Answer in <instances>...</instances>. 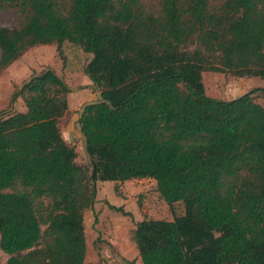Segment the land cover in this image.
<instances>
[{"label":"trees","instance_id":"16d2710c","mask_svg":"<svg viewBox=\"0 0 264 264\" xmlns=\"http://www.w3.org/2000/svg\"><path fill=\"white\" fill-rule=\"evenodd\" d=\"M152 1L0 0L22 16L0 26V72L38 45L65 61L70 42L92 55L84 72L100 90L80 118L90 167L60 130L72 88L56 69L0 110L6 264H83L97 182L144 178L185 211L137 223L143 264H264V88L220 99L203 78L264 79V0ZM20 97L26 111H12Z\"/></svg>","mask_w":264,"mask_h":264},{"label":"rangeland","instance_id":"374dc122","mask_svg":"<svg viewBox=\"0 0 264 264\" xmlns=\"http://www.w3.org/2000/svg\"><path fill=\"white\" fill-rule=\"evenodd\" d=\"M210 1L213 4L221 2ZM158 3L159 0L152 1L155 7ZM21 21L22 16L18 11L0 7V26H17ZM63 48L65 61L59 56L56 44L38 45L3 69L0 72V110L9 109L13 93L33 73L48 67L57 70L71 86L73 94L86 87L90 78L85 74L84 67L92 55L70 42H65ZM203 78L207 94L220 99H233L252 89L264 88V79L260 77H236L205 71ZM255 95L256 101L264 105V94L257 92ZM12 111H26L21 97L14 103ZM79 117L80 110L74 109L69 116L61 119L59 127L64 139L76 148L78 163L90 167L91 159L85 150ZM97 190V202L85 214L87 256L83 264H143L133 238L137 223L145 218L173 220L185 211L182 202L175 203L172 209L161 196L156 180L151 178L125 182L98 181ZM8 258L9 255L0 247V264H6Z\"/></svg>","mask_w":264,"mask_h":264},{"label":"crops","instance_id":"0c3cea01","mask_svg":"<svg viewBox=\"0 0 264 264\" xmlns=\"http://www.w3.org/2000/svg\"><path fill=\"white\" fill-rule=\"evenodd\" d=\"M73 91V90H72ZM79 93L78 95H75ZM74 95L73 100H71V97ZM70 100H69V109L66 112V115L64 116V119L66 118V116L74 110H80V117H79V124H80V118H81V111L84 107L85 104L90 103V102H94L97 99H100V90H98L92 80H88L86 83V87H84L83 89H79L76 93L73 94V92L70 93ZM63 120V118H61ZM61 119L58 121V124L60 123ZM67 142V141H66ZM68 144H71V142H67ZM136 180V179H133ZM87 212V211H86ZM85 212V214H86ZM85 226H86V215H85Z\"/></svg>","mask_w":264,"mask_h":264}]
</instances>
